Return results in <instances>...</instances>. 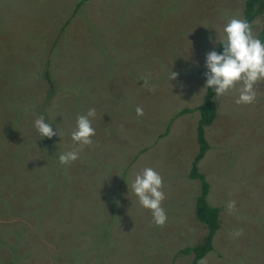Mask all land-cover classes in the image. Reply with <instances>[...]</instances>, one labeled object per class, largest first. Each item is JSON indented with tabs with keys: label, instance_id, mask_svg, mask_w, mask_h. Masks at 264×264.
Instances as JSON below:
<instances>
[{
	"label": "rangeland",
	"instance_id": "rangeland-1",
	"mask_svg": "<svg viewBox=\"0 0 264 264\" xmlns=\"http://www.w3.org/2000/svg\"><path fill=\"white\" fill-rule=\"evenodd\" d=\"M79 1L0 0V264H194L181 250L209 233L190 176L200 112L180 113L203 102L206 54L247 0ZM251 27L260 39L264 11ZM255 91L213 97L198 166L221 227L205 264H264V81ZM91 108L80 150L71 133ZM41 116L56 136L40 138ZM146 167L163 177V227L128 185Z\"/></svg>",
	"mask_w": 264,
	"mask_h": 264
},
{
	"label": "clouds",
	"instance_id": "clouds-1",
	"mask_svg": "<svg viewBox=\"0 0 264 264\" xmlns=\"http://www.w3.org/2000/svg\"><path fill=\"white\" fill-rule=\"evenodd\" d=\"M223 32L224 38L220 39L219 36L217 38V42L224 46L223 52L212 50L206 54L207 71L204 75L207 79L204 88L213 89L218 100L230 89H235L239 93L237 104H252L256 100L255 85L264 81V42L254 35L249 22L237 17L229 19ZM177 77L178 73L172 70L170 81ZM141 79L147 85L148 77ZM237 84L240 85L238 88ZM149 91L155 89L150 88ZM136 114L138 117L143 116V108L137 106ZM95 116L96 110L91 108L86 115H78L76 119V128L72 131L71 138L81 146L80 150L93 144L95 129L90 118ZM34 127L40 138H52L58 134L43 116L34 121ZM59 135L61 136L60 132ZM78 158V150L63 152L59 155V162L61 165H67ZM163 184V177L151 167L142 169L135 175L131 184L128 183L130 191L138 197L140 205L151 211L152 222L160 227L167 222V214L162 207V202L166 199V194L162 190ZM228 209L229 212L235 210V201L228 203ZM240 234L242 233H235L237 236ZM200 264H205V261L201 260Z\"/></svg>",
	"mask_w": 264,
	"mask_h": 264
},
{
	"label": "trees",
	"instance_id": "trees-1",
	"mask_svg": "<svg viewBox=\"0 0 264 264\" xmlns=\"http://www.w3.org/2000/svg\"><path fill=\"white\" fill-rule=\"evenodd\" d=\"M88 0H80L77 4L76 10H78L83 3ZM264 11V0H247L245 8V20L252 25L253 20L256 16ZM260 40L264 42V27L260 33ZM223 45L219 44L217 52H223ZM207 71V68H202L200 70L201 75L207 79L204 73ZM215 91L211 88H207V92L203 102L194 109L185 108L181 111L180 115L186 114L193 111L200 112V119L198 123V142H199V152L196 155L190 176L194 179H199L201 183V193L197 199V217L198 219L205 223L209 229V233L206 237V240L194 246H187L181 250L184 254H195L194 264H200V261L208 254L209 251L213 249V238L216 232L221 227L220 220V208L210 205L208 202V194L210 192V183L208 182L206 175L200 171L199 162L205 156L206 152L210 148V145L206 138V127H209L213 124L217 117V107L214 102Z\"/></svg>",
	"mask_w": 264,
	"mask_h": 264
}]
</instances>
